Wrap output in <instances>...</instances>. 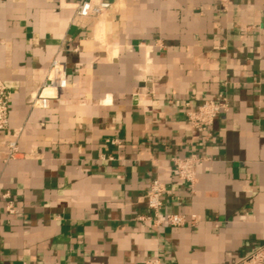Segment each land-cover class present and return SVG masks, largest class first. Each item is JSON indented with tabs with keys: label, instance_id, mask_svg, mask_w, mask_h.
<instances>
[{
	"label": "crops",
	"instance_id": "obj_1",
	"mask_svg": "<svg viewBox=\"0 0 264 264\" xmlns=\"http://www.w3.org/2000/svg\"><path fill=\"white\" fill-rule=\"evenodd\" d=\"M79 1L0 0V264H237L264 245V0H109L99 18ZM54 58L67 83L41 109ZM222 97L194 129L187 112ZM191 154L193 191L173 164ZM156 179L185 225L138 219Z\"/></svg>",
	"mask_w": 264,
	"mask_h": 264
},
{
	"label": "built area",
	"instance_id": "obj_2",
	"mask_svg": "<svg viewBox=\"0 0 264 264\" xmlns=\"http://www.w3.org/2000/svg\"><path fill=\"white\" fill-rule=\"evenodd\" d=\"M228 1L229 0H222V3ZM110 6L111 3L109 0H80L75 4V12L80 16L99 18L105 15ZM39 75L40 86L33 106L47 109L50 106L51 99L57 98L59 91L66 86L68 71L63 61L54 58L48 68L40 70ZM10 101L11 93L5 82L0 79V131L9 128ZM227 107L228 101L226 97H222L220 100H208L200 105L196 111H188L187 117L194 129L205 132L208 126L212 124L216 115L226 110ZM19 134L20 129L15 130L12 139L7 143V161L16 159L20 154L18 146ZM109 143L119 144L120 142L118 139H111ZM204 160V158L196 154L185 157H175L173 159L178 178L182 180L191 191L195 189L197 182V168ZM167 193H169V190L166 185L158 179L154 180L147 193L149 214L141 215L138 219L148 220L159 226L163 224L171 226L185 225L187 220L182 214H170L166 217L160 216V210L163 207V197ZM5 197L9 198V195L7 194ZM7 210L10 213H14L15 206L12 201H9L7 204ZM191 222L194 224L195 220L192 219ZM138 264H161V260L156 258L145 260ZM237 264H264V245H260L244 253Z\"/></svg>",
	"mask_w": 264,
	"mask_h": 264
}]
</instances>
